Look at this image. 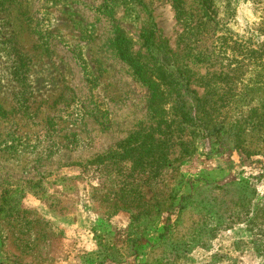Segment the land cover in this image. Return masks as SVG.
Listing matches in <instances>:
<instances>
[{
    "label": "rangeland",
    "instance_id": "obj_1",
    "mask_svg": "<svg viewBox=\"0 0 264 264\" xmlns=\"http://www.w3.org/2000/svg\"><path fill=\"white\" fill-rule=\"evenodd\" d=\"M147 37L221 130L140 166ZM0 264H264V0H0Z\"/></svg>",
    "mask_w": 264,
    "mask_h": 264
},
{
    "label": "trees",
    "instance_id": "obj_2",
    "mask_svg": "<svg viewBox=\"0 0 264 264\" xmlns=\"http://www.w3.org/2000/svg\"><path fill=\"white\" fill-rule=\"evenodd\" d=\"M145 46L150 55L149 62L152 61L151 65L149 62H141L136 55H132L128 50L124 51L119 45L121 58L130 65L136 78L149 91V110L153 122H156V127L149 132L147 129L152 125L139 126L124 143L121 159L130 158L140 166L151 162L150 159H144L148 157L146 149L150 147L176 139L180 141L178 155L187 156L196 149L195 142L198 139L206 140L212 136L217 139L221 130L217 115L209 116L200 97L195 90L189 88V83H186L188 75H182L178 65L174 68L176 61L171 53L157 46L148 37L145 39ZM169 102L172 104L166 109L165 106ZM155 129L162 133L156 132Z\"/></svg>",
    "mask_w": 264,
    "mask_h": 264
}]
</instances>
